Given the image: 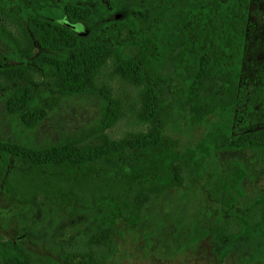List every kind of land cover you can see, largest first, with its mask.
Returning a JSON list of instances; mask_svg holds the SVG:
<instances>
[{
	"label": "trees",
	"instance_id": "trees-1",
	"mask_svg": "<svg viewBox=\"0 0 264 264\" xmlns=\"http://www.w3.org/2000/svg\"><path fill=\"white\" fill-rule=\"evenodd\" d=\"M250 1L199 0L179 27L177 57L187 66V77L174 93L185 103L189 125L212 119L182 151L162 133L169 105L156 87L154 63L162 53L157 33L148 34L127 18L116 20L111 34L100 31L84 41L45 13L25 21L17 9L0 5V39L21 59L10 64L0 53V93L9 115L32 129L62 98L89 92L102 99L94 126L55 143L31 147L0 139V185L16 203L52 201L100 210L93 223L62 243L64 262L77 256L82 264H102L115 252L117 224L142 222L152 200L169 188L200 183L207 198L224 211L244 197L241 163L230 160L205 177L203 169L221 151H264V129L233 135ZM58 15L71 22L84 19L70 6L57 9ZM128 42L136 50L124 58ZM40 90V104L32 106ZM247 100L250 107L264 105V79ZM263 225L264 199L255 198L242 211L223 217L218 239L232 242ZM0 264L59 262L15 239H0Z\"/></svg>",
	"mask_w": 264,
	"mask_h": 264
},
{
	"label": "rangeland",
	"instance_id": "rangeland-1",
	"mask_svg": "<svg viewBox=\"0 0 264 264\" xmlns=\"http://www.w3.org/2000/svg\"><path fill=\"white\" fill-rule=\"evenodd\" d=\"M199 0H0V5L15 8L27 18L47 14L56 20V10L70 6L84 17L80 21L86 41L100 31L111 34L116 20L133 18L146 33L159 35L161 57L154 63L156 87L169 105L163 135L176 141L177 150L194 144L208 123L191 126L184 101L175 93L187 77V66L177 57L180 25ZM213 3L216 0H203ZM248 30L240 60L241 98L236 109L233 135L264 129V105H251L249 93L264 79V0H251L248 6ZM117 16V18H114ZM55 20V21H56ZM123 35H125L123 33ZM129 43V42H128ZM136 50L130 43L122 51L124 58ZM0 53L9 63L20 62L11 47L0 39ZM193 60V59H192ZM40 90L32 106L40 104ZM102 99L84 93L62 98L45 118L32 129L25 128L18 116L6 111V97L0 93V139L40 147L61 137L94 126ZM238 161L246 175L241 183L244 197L230 211L209 200L200 183L193 188H169L154 198L145 219L135 225L117 224L113 237L115 252L102 264H264V225L255 234H245L232 242H222L218 232L225 215L238 213L253 199H264V151L242 148L221 151L207 160L203 176L224 169L228 161ZM99 209H78L74 204L60 205L44 201L39 205H21L12 200L0 185V239L13 240L28 250L54 258L59 264H82L75 256L66 263L61 259L62 243L93 223Z\"/></svg>",
	"mask_w": 264,
	"mask_h": 264
},
{
	"label": "water",
	"instance_id": "water-1",
	"mask_svg": "<svg viewBox=\"0 0 264 264\" xmlns=\"http://www.w3.org/2000/svg\"><path fill=\"white\" fill-rule=\"evenodd\" d=\"M114 18H117V16H114ZM56 23L63 26L64 28L74 32L77 35L86 34V30L83 29L80 22H71L65 16H63L61 19L56 20Z\"/></svg>",
	"mask_w": 264,
	"mask_h": 264
}]
</instances>
